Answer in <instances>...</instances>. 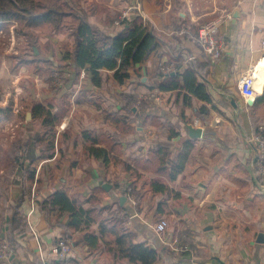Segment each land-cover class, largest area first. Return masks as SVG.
Segmentation results:
<instances>
[{
  "label": "crops",
  "instance_id": "0c3cea01",
  "mask_svg": "<svg viewBox=\"0 0 264 264\" xmlns=\"http://www.w3.org/2000/svg\"><path fill=\"white\" fill-rule=\"evenodd\" d=\"M74 1L106 34L117 33L121 19L140 15L159 47L132 66L123 82L107 69L100 70L99 85L87 72L82 82L83 69L59 65L55 70L63 86L60 80L37 101L32 95L25 104L0 110V127L3 115L24 119L14 123L23 126L16 138L6 147L0 144V241L12 249L0 264L50 260V247L60 237L69 246L62 264H128L107 250L111 236H101L97 222L70 233L68 211L41 206L58 191L84 202L102 189L103 214L117 211L135 243L157 250L153 264H264V175L256 172L251 140L264 122V0ZM218 16L225 45L214 59L186 31ZM163 66L192 68L209 100L183 88L161 90V75L172 74ZM246 73L253 74L257 92L251 104L239 90ZM188 124L201 135L192 138ZM189 139L183 168L173 178L171 164H164L167 172L157 171L158 161L151 158L158 146L166 145L175 162ZM16 144L17 161L12 158ZM128 187L131 194L125 193ZM15 206L23 217L20 228H12ZM160 219L167 221L163 232L156 230ZM84 231L98 237L95 247L82 238Z\"/></svg>",
  "mask_w": 264,
  "mask_h": 264
},
{
  "label": "trees",
  "instance_id": "16d2710c",
  "mask_svg": "<svg viewBox=\"0 0 264 264\" xmlns=\"http://www.w3.org/2000/svg\"><path fill=\"white\" fill-rule=\"evenodd\" d=\"M76 3L74 0H0V26L6 27L10 22H16L17 31L26 37L31 31L44 26H50L55 32L66 29L73 37V42L65 43L61 58L57 60L58 65L73 63L74 69H83L89 73L95 85L100 83L101 69L113 71V77L118 82H123L129 76L132 66L157 51L159 39L140 15L121 19V29L111 35L90 23L83 9ZM23 60L30 64L27 58ZM35 69L37 71L39 67L35 66ZM159 88L166 91L183 88L200 99L209 100L205 86L197 81L195 71L190 67L169 75L162 74ZM36 108L40 109V114H44V107L38 105ZM46 113L49 114L48 111ZM164 146L166 145L158 146L151 161L154 158L155 162L158 161L159 172H167V169H163L164 164H171L173 168L170 173L168 171V175L173 178L183 168L192 148V141L189 139L184 142L182 149L176 154L175 162L169 157L168 147ZM105 195L106 191L102 189L97 194H91L84 202H78L58 191L49 199L42 200L41 206L46 210L58 208L60 211H68L70 221L67 230L70 233L85 230L90 220L97 222L99 234L111 236L105 246L115 258L125 260L128 264H153L158 258L157 250L146 243H135L134 234L127 231L125 222L117 211L110 210L103 214L105 208L99 207V202ZM84 203H88V206L84 207ZM12 208V228H20L23 217L17 206ZM82 236L89 246L95 247L98 239L95 234L84 231ZM63 262L57 258L50 259V264Z\"/></svg>",
  "mask_w": 264,
  "mask_h": 264
},
{
  "label": "rangeland",
  "instance_id": "374dc122",
  "mask_svg": "<svg viewBox=\"0 0 264 264\" xmlns=\"http://www.w3.org/2000/svg\"><path fill=\"white\" fill-rule=\"evenodd\" d=\"M76 4L80 7L81 3ZM93 5H91L92 9L97 10L98 4L95 5L96 8ZM87 19L89 21L88 17ZM93 25L98 27L96 24ZM17 28L16 22H10L6 27L0 26V110L10 103L12 106H16L18 102L25 104L27 101H31L32 95L35 97L34 101H37L42 97L43 90L49 91L56 87V79L61 80L62 86L65 83L61 74L57 73L58 70L55 69L59 66L57 60L61 58L65 43L72 44L73 42L70 33L66 29H62V35L56 36L50 26H44L31 31V34L26 37L18 32ZM65 34L67 39L62 38ZM33 48H36L38 52L34 53ZM26 58L30 64L23 60ZM34 61L36 63H32ZM69 65L59 67L68 69ZM35 66H38L39 70L36 71ZM84 78L85 72L82 82ZM12 116L19 118L16 114L3 115L2 118L0 144L5 143L3 147L8 146L16 138L15 135H18L23 129L21 123L18 127L14 125L19 121L23 123V115L22 117L20 115V120L8 119ZM2 150L3 148H0V153L3 152ZM20 152V146L16 144L13 155L15 161L18 160ZM182 241L185 243L184 239Z\"/></svg>",
  "mask_w": 264,
  "mask_h": 264
},
{
  "label": "built area",
  "instance_id": "2783aa9c",
  "mask_svg": "<svg viewBox=\"0 0 264 264\" xmlns=\"http://www.w3.org/2000/svg\"><path fill=\"white\" fill-rule=\"evenodd\" d=\"M223 21L222 16H218L213 19L201 22L197 25V29L193 31L189 29L186 31L188 34L193 36L197 42L203 47L204 51L210 55L212 58L217 59L224 48L225 42L220 37V25ZM264 49V45H263ZM168 73H174V69L170 67H162ZM84 70L81 72V76H84ZM56 84H60V79H56ZM239 90L243 95L244 99L255 98L257 92L253 89V74L246 73L243 74L239 80ZM63 125V124H62ZM61 125V127H62ZM251 140L254 143L255 150L257 153V159L255 162L256 172L260 175H264V122L257 126L256 132L252 135ZM126 194H131L130 187L126 188ZM167 227V221L165 219H160L156 223V230L158 232H163ZM185 248V247H183ZM69 250L68 242L64 238H58L55 243L50 247L51 258L61 259L63 258ZM11 247L7 240L0 241V257L3 259H8L11 255ZM41 264H50L48 258L42 259Z\"/></svg>",
  "mask_w": 264,
  "mask_h": 264
},
{
  "label": "water",
  "instance_id": "95a60500",
  "mask_svg": "<svg viewBox=\"0 0 264 264\" xmlns=\"http://www.w3.org/2000/svg\"><path fill=\"white\" fill-rule=\"evenodd\" d=\"M254 100H255V98H250V99H247L246 102L248 104H251ZM187 129H188L189 135L192 138H197V137H199L201 135V131L202 130L200 128H197V127L192 126L191 124H188L187 125ZM124 200H125V197L124 196L120 197V203L124 202ZM260 237H262V236H260ZM261 239H259V240H261Z\"/></svg>",
  "mask_w": 264,
  "mask_h": 264
}]
</instances>
